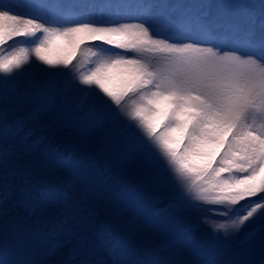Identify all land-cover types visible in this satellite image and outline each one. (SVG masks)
<instances>
[{"label": "snow or ice", "instance_id": "6c2138e0", "mask_svg": "<svg viewBox=\"0 0 264 264\" xmlns=\"http://www.w3.org/2000/svg\"><path fill=\"white\" fill-rule=\"evenodd\" d=\"M17 7L0 0V143L95 134L102 148L122 140L130 160L141 158L171 181L175 202L211 240L230 241L258 220L239 243L259 236V261L225 264H264V0L259 16L242 0L215 12L201 4L195 14L168 0H123L107 6L119 19L78 17L74 9L96 5L66 0ZM218 28L242 39H230V49L201 46ZM32 57L47 70L21 92L12 82ZM90 96L96 102L85 108ZM76 154L95 161L92 145L78 144L71 158L56 154L53 163L75 177Z\"/></svg>", "mask_w": 264, "mask_h": 264}, {"label": "rangeland", "instance_id": "374dc122", "mask_svg": "<svg viewBox=\"0 0 264 264\" xmlns=\"http://www.w3.org/2000/svg\"><path fill=\"white\" fill-rule=\"evenodd\" d=\"M5 2H8V0H5ZM66 2L96 5V7L92 8L84 7L74 9L73 11L78 17L90 16L96 19H119V10L107 6L121 3L123 0H66ZM168 2L191 6L190 10L195 14L199 11L198 6L201 4L210 5L211 7L209 10L215 12L216 6L227 2V0H168ZM242 2L250 5L252 11L259 16L261 11V0H242ZM12 3L18 5V12L27 11L24 7L27 0H12ZM120 15H122V13H120ZM122 22L131 21L124 20ZM223 35L229 40L242 39L239 34L233 37L231 33L225 32L222 28H218L214 35L203 38L205 41H202L201 46L211 47L214 44L207 40ZM114 51L120 50L114 49ZM51 54L54 57H58L63 55V52L59 49H54ZM46 70V65H43L41 62L37 61L35 57H32L31 62L16 75L12 82V86L24 92L33 82L41 80ZM83 70L86 71L87 66ZM81 95L82 93H74L73 101L75 102ZM95 102V96L87 97L85 108ZM94 138L95 134H89L83 135L79 139L70 137L65 140L62 134L61 137H58L50 144L47 142H37L36 145L50 149L62 156H69L73 148L78 144L92 145L95 149L94 163L86 160L79 154H76V159L73 161L78 162V166L86 168L85 170L94 174L93 176L99 177L97 175H100L99 178L103 181L125 191L132 201L135 200L140 205H146L142 207L151 208L158 205L157 215L161 217L167 225L175 227L185 235L191 237L196 244L195 248L192 245L194 252L206 262L210 261L211 263L214 261L211 259L214 258V255H222L216 259V263L220 264V259L222 260L224 258L225 260V253L231 244H236V246L243 249L238 251V255L234 254L233 258L249 259L253 256L260 255L259 236L245 246H241L239 243V241L244 239L246 235H243L244 233L242 236L236 237L230 241H213L210 239L204 227L200 224L197 216L191 211L186 210L182 204L172 202V204L166 203L160 206L162 205L161 202L165 201L167 195L175 198L180 197V193L175 189L171 181L168 180L164 174L154 173L150 166L144 163L141 158L137 157L134 160H130L126 155V145L122 140H114L101 148L99 145L95 144ZM35 139L36 137L32 136L27 141L23 142L32 144L31 142ZM5 156L6 159H4ZM69 158L71 157L69 156ZM20 178L23 179L22 183H24V180L30 181L32 184L39 183V180L46 181L47 187L52 188L50 192H46V196H39L38 194L35 196L48 200L50 204L59 209L65 219L69 216L76 215L86 218L95 226H101V228L105 232L110 233L124 249L133 248L134 251L141 253V255L144 254L147 260L152 261V264H180L181 261L189 264L187 261V251L184 246H181V244L177 243L175 240L168 239L167 241L172 242L164 244L163 240L165 238L148 228L139 217H135L134 211L121 199L109 197L100 190L90 187L89 189H92L91 193L86 195L82 187L84 185L81 182L76 180L70 181L61 171L45 164L44 156L40 151L25 148L10 140L7 144L0 143V179L12 183L13 180H18ZM64 181L66 184H60ZM74 191L83 194L81 199L77 197L79 196L78 194L72 195ZM28 193L30 194V192ZM17 194L12 196V192L7 193L12 202L17 201ZM19 195L21 194L19 193ZM3 204H5V202L0 201V208ZM6 206L8 205L6 204ZM145 209L146 208L140 210ZM203 215H207V213L205 212ZM247 232L249 231H246V233ZM146 234L152 236L156 241L150 243L149 238L145 236ZM191 239L189 238V240ZM191 243L194 244L192 241ZM169 245L171 246L169 247Z\"/></svg>", "mask_w": 264, "mask_h": 264}, {"label": "bare ground", "instance_id": "6f19581e", "mask_svg": "<svg viewBox=\"0 0 264 264\" xmlns=\"http://www.w3.org/2000/svg\"><path fill=\"white\" fill-rule=\"evenodd\" d=\"M50 159L53 161V158ZM78 177L82 181L88 182L97 188H103L98 184L99 181L88 178L87 175L81 173L80 171H78ZM26 182L27 180L22 184L28 186L27 188L29 189L30 185H28ZM19 183L20 181L17 180H13L11 183L10 181L0 179V201H4L5 204L8 205V214L10 213L9 209L22 206L25 209L36 213L31 218L37 221L41 226H46L49 224L47 221L42 220L45 218L51 220L57 227H60L61 229L60 231H54V234L52 235L53 243L51 246H49V249L46 252L47 256L50 254L46 261L48 264H54L57 260L61 261L59 260L61 258L67 259L69 264H152L140 257L138 253L133 252L132 249L126 250L116 242L110 240L108 235L100 231L94 224H91L92 227L88 225L91 228L85 227L83 226L85 222L80 219H75L76 222L72 219L63 223L61 215H58L57 213L53 212L54 210L49 209L52 207V204H50L48 200L44 199L27 201L23 196L19 195V193H23L16 190L21 189L16 185ZM105 188L106 189L104 191L106 192L116 191L110 187ZM8 192H14V194L18 193L16 196V202L11 201L9 195H7ZM43 209L47 211H38ZM4 211L6 212L5 208ZM14 211L13 213L9 214L11 215L10 217L14 216L19 218L22 216H27L26 214H22L15 209ZM40 214L44 216H41ZM27 218H29V220L31 219L29 216H27ZM151 220H153V224L158 233H160L162 236L174 238L175 231H171V229H169L167 226L165 227L163 223L159 222L153 217ZM59 244H62V246L57 247L54 254L50 253V249H52L53 246ZM102 244L103 249L111 252V254L108 256L109 259L105 258V252L101 250ZM129 251H132L133 254H128L127 252ZM197 262L198 264H201L199 261Z\"/></svg>", "mask_w": 264, "mask_h": 264}]
</instances>
